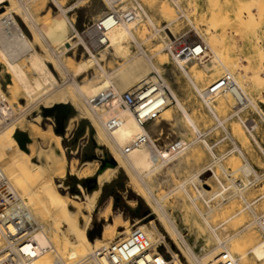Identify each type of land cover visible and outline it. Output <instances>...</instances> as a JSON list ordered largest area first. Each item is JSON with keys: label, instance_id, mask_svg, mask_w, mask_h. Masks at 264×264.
I'll list each match as a JSON object with an SVG mask.
<instances>
[{"label": "bare ground", "instance_id": "1", "mask_svg": "<svg viewBox=\"0 0 264 264\" xmlns=\"http://www.w3.org/2000/svg\"><path fill=\"white\" fill-rule=\"evenodd\" d=\"M84 1L79 0L74 7L80 6ZM104 1L109 5L110 10L119 14L124 13L131 6L135 7L137 9V20L126 23L121 22L112 27L109 26V21L104 18L97 19L94 25L96 30L95 36L99 35L98 26L100 22L105 20L107 29L103 33L108 46L99 50L96 54V51H98L96 48V37L86 42L82 39L81 36H84L88 29L83 33L77 30L74 22L68 16V13L74 7H65L64 0H0V79L5 78L6 75L9 77L7 84L8 92L3 89L0 81V168L6 173L21 195L27 201L36 204L35 216L44 226V231H38L35 234L40 247L47 249L52 243L60 245L66 253L65 261L70 263L85 253L93 252L97 247L102 245L108 246L119 234L123 238L129 234L131 231L129 220L127 219L126 221V218L124 219L120 211L117 214H112L113 204L112 200H109L99 210V215H101L99 217H104L107 221L101 237L95 236L94 246H91L87 242V230L92 221V213L101 194V187L108 184L114 179L119 170L123 169L131 179V183L135 185L136 188L134 185L133 187L137 189V195L146 199L153 207V214H158L161 220H163L169 236L182 240L183 250L189 264H214L218 257L225 252H230L232 256H235L238 264H253L254 262L264 264V237L261 236V233L259 234L258 227L255 225L256 219L260 218L264 211L259 212L257 201L249 199V188L244 184V181L234 177L238 171H242L246 177L250 173L257 175V171L254 170L251 165L252 163L250 164L248 161L242 148L239 145L235 146L236 142L234 146L238 153L236 152L237 155L234 159L240 157L244 159L245 163H242L243 165L239 167L237 164L236 167L238 168L235 167V170L232 168L233 171L229 172L225 167L226 165H223L225 159L223 162L221 158L222 154L217 156L212 146L207 142V139L201 136L203 133L199 128V123L196 122L197 119L191 115L192 113L185 107L179 95H177L166 79H164V84L154 76L155 72L163 74L160 64L164 59L162 58V62L158 63L160 61H155V57L158 55H162L161 57L167 56L162 53V44L158 46V49L151 52L141 48V45L147 39H142L143 34L140 33L139 23L147 18V23L150 26L156 27L157 25L153 19L154 17L147 12L142 2L139 0ZM262 1L252 0L251 6L260 8V4L264 6ZM48 2L57 7L59 12L56 14L50 13L51 8H48L49 14H51L48 22H40V16H36L34 7L38 5L44 7ZM152 2L155 4L156 0H152ZM8 3L10 5L6 6ZM160 4L158 12L162 14L163 18H168L169 24L172 25L178 18V16H175L177 10L174 11L167 1L162 0ZM138 5L141 6L143 12L139 10ZM186 7L181 12L182 17L190 20L189 8L188 6ZM14 13L28 27L29 31L33 33L34 40L30 39L21 28ZM143 13H145L146 18ZM192 24L195 29L194 31H196L195 36L192 35L193 38L203 39L210 51L209 60L202 64L204 73H212L218 66L223 65L220 59L223 39H220V36L213 33V29H216V25L218 24L217 20L215 18L212 19L211 25L206 26L205 29L194 25L193 22ZM142 32L144 33L143 29ZM81 41H83L84 47L88 51V56L81 60H75L74 57L78 48L83 46L79 45ZM132 42L137 44L139 50L137 53H134L132 50ZM37 46L45 50V54L40 53ZM69 53H73V56H70ZM174 61L180 73L187 79L197 95L202 98L211 115L218 122L222 123L223 121L218 116L215 101L221 97L227 100H230V97H232L234 107V96L229 93H223L207 98L205 91L208 86L199 84L203 75L201 76L200 72L198 74L195 71L196 66H191L192 63L186 64ZM49 64L53 65L55 71L63 77L64 83H60L49 67ZM107 66H109V69ZM81 77L84 78L82 82H79L78 79ZM237 82L238 86L244 90V85L238 80ZM147 83L151 85L141 94V99L143 100L137 107L136 112L126 108L121 101L122 94L133 90V88L134 90L136 88L139 89ZM110 93L115 94L116 101H110L108 97ZM19 98L26 100V104H22ZM41 102H44L43 106L45 108L67 104L78 112L76 118L70 121L64 135L65 137H69L74 132L75 126H77L75 124L77 118L89 119L96 128L98 141L111 150L113 158L116 161L115 166H108L101 170L91 194H86L83 202H80V196L77 194L72 196L62 193L56 185V180H50L51 182H49L47 174L55 168V165H57L63 176L61 178H65L67 153L63 146L65 137L55 133L54 125L48 124L51 121L50 119L44 120L41 113H38L33 119H26L27 112L32 111ZM254 102L249 99L248 104ZM175 103V107L181 111V117L185 124L192 130V133L189 135L195 134L196 137L194 136L195 139L189 142L186 138H181V140L166 144V146L161 148V146H158V139L154 134H157V136L163 134V129L160 126L161 120L173 121L174 117L170 115L169 107ZM219 105L221 106V104ZM262 113L264 114V111ZM234 116L235 112L232 114V117ZM229 117L226 119H229ZM178 118L174 119L177 122L175 129L181 134L183 125H181L182 123H180L181 121ZM146 123L151 124L147 127L144 125ZM248 128L251 135L256 139L252 127ZM18 129L25 131L30 136L31 142L27 148H24L16 137ZM184 132L186 136V131ZM229 135L232 140L231 134ZM199 142L211 153L213 157V159L211 157V164L207 165V163L209 164L208 161L206 163L207 166L204 164L205 167L198 168L199 170L196 172L194 171L196 168L192 169L194 173L191 171V176L189 174L186 180L184 178V181L182 180L183 183L177 184L180 186L171 190L170 193L176 194L179 191V193L182 192V195H186V200L190 199L196 213L202 217L204 224L206 223L205 226H208L209 230L214 233L212 234L214 235L213 241L216 245L215 251H210L203 256L194 253L190 246L182 239V235L179 233L177 225H175L176 222L173 220L172 213H168L167 202L165 203V200H168L167 197L170 193H164L166 195L158 197L156 195L158 193H155V191L157 192L160 186L151 184L153 183L151 182L153 178L160 174L168 178L165 182L166 184L174 173L175 175L176 172L180 173L179 171H183L182 168L184 166L194 162L197 155L195 156L194 152L191 153V149ZM256 142L262 149L259 142L257 140ZM39 143L42 145L47 144V147L37 148ZM132 144L133 147L126 152L125 149ZM56 149L59 150V153ZM233 150L231 149L230 152L224 154V158L228 154H234ZM35 157L38 158V161L41 163L40 165L32 162ZM193 158L194 161H192ZM92 164L91 162L84 163L80 171L71 165V174L74 173L73 175L76 176V174L82 173L86 176L87 173H92L89 171ZM215 165L221 168L226 179L215 169ZM163 182L161 185L164 184ZM190 183L195 188L194 193L189 190L190 186H187ZM167 191H170V189H167ZM182 195L178 194L180 198ZM260 197L264 199V193ZM237 198L240 199V202L242 200V208H238L237 212L234 211L236 214L233 213L228 216L225 221L221 222L222 224L219 223V225L217 223L218 226H214L216 223L214 224L213 221L215 222L216 217L220 216L223 212L230 211L234 207V203L238 202ZM199 200L202 201L203 207L199 206ZM70 205L75 210H70ZM192 206L189 205L191 208ZM61 209L66 211V218L71 226L76 227L80 219L84 221L83 229L76 231L77 241L72 244L67 242V239L62 237L60 232L57 213ZM244 213L252 215L244 230L233 236L225 232L226 235L223 231H227L226 229L229 228L227 224L232 223L235 225L236 220L239 223L242 218L240 216H244ZM111 214L114 215L112 221L108 220V216ZM238 217L239 219H237ZM51 221H53V224L50 226L49 223ZM138 227L146 231L152 243H157L158 238H164L158 224L154 220L148 225L139 224ZM220 229L222 230L220 231ZM254 231L258 232L260 238H258ZM167 249L173 255L174 264H185L182 256L177 255L171 245L168 244ZM63 263L62 259L57 258L52 252L48 251L43 254L40 253L37 258V264Z\"/></svg>", "mask_w": 264, "mask_h": 264}, {"label": "rangeland", "instance_id": "2", "mask_svg": "<svg viewBox=\"0 0 264 264\" xmlns=\"http://www.w3.org/2000/svg\"><path fill=\"white\" fill-rule=\"evenodd\" d=\"M139 1L142 2L147 12L150 13L152 17H154L153 19L155 20L157 25L164 26L169 24L170 22L169 19L168 18L166 19L165 17L163 18L162 14L158 12L162 0H158V1L156 0V3L158 4L156 3L153 4L152 0H146V1L139 0ZM164 1H167V3L171 5V8L173 7L174 11L176 10V8L171 4L169 0H164ZM251 1L252 0H186L184 3V5L188 6L189 8L188 11L190 12V20L194 23V25L196 26L198 25V27H200L201 29H205L206 26L211 25L212 19L215 18V20H217L218 24L216 25L217 26L216 29H213V33L214 35L217 34L218 36H220L219 37L220 39H223L222 53L220 55V59L223 65L226 66L228 65L232 68V70L236 74L237 80L242 85H244L243 87L246 93L250 95L252 98H254V100L257 102L258 105L255 109L252 107L246 109L244 113L240 116L241 119H238L237 117H232V114H234V110H233L234 100L232 99V97H230V100L221 97L215 101V105L217 106V110L219 114L218 116L220 120L223 121L222 123L218 122V120L214 116H212L211 113L208 111L207 106L203 102L202 98L199 95H197V93L193 90L187 79H185V77L180 73V71L176 66L175 61H173L172 58L166 54V52L162 51V53L166 54L167 57H161L162 55L160 56L158 55L155 57V61L157 60L160 61V62L157 61L158 63H161L163 61L160 64V66L162 68V73L165 79L171 85V87L177 93V95H179L185 107L188 109L190 113H192L191 115L197 119L195 120L197 123H199L200 125L199 128L202 130L201 132L202 133L207 132L205 138L207 139V142L212 146L213 151L217 154V156L222 154L221 158L222 161L225 159L224 160L225 162L223 161L224 162L223 165H226L225 166L226 169L229 172H232L233 169L235 170L236 168H238L239 166L245 163L244 159L240 157L234 159L238 153L237 150H235L236 149L235 146L239 145L242 148V150L245 152V155L248 161L250 162V164L252 163L251 165L253 166L254 170H256L258 173H263L264 158L262 155V149L264 148V114L262 113V111H264V6L260 4V8H254L251 6L252 4ZM64 2H65V7L70 8V7H74L79 2V0H64ZM262 2L264 3V0ZM249 4L251 7L248 6ZM9 5L10 3L6 4V6ZM38 6L34 7L35 10L34 12H36V16L38 17L40 16L41 19L40 22H44V23L48 22V18H50L51 16V14H49L48 8H51L50 13L56 14L57 12H59L57 7L52 5L50 2L45 4L44 7L43 6L38 7ZM77 7H74L68 13V16L70 20L74 22L77 30L80 33H83L88 29L86 34L84 36L83 35L81 36L82 39L85 40V42L87 40H92L95 37V33H96L94 27L95 21L101 18L102 14L110 11L111 8L104 0H85L82 4H80V6ZM176 13L177 11L175 12V16L182 17V13L181 15L179 14L176 15ZM14 16L18 21V23L21 25V28L26 32L28 37L34 40L33 33L29 31L28 27L21 21V19L15 13ZM190 20L182 17L180 21H178L176 24L171 26L172 31L174 30L173 32L177 33L182 29H185V31H187L189 35L195 36L196 31H194L195 30L194 26ZM148 25L149 23H145L141 27L140 33L143 34L142 39L144 40L147 39L143 44V49H145L148 52H151L155 49H158V46H160L162 43L159 41L158 37L153 36L154 32L148 27ZM142 29L144 33L142 32ZM79 45H83V46H80L78 48L77 53L74 57L75 60H81L82 58L88 56V51L84 47L83 41H81ZM37 48L40 53L45 54L46 51L43 50L40 46H37ZM132 50L134 53H137L139 51V50L136 51L135 48H132ZM98 52L99 50L96 51V54ZM69 55L73 56V53H69ZM162 58L164 59L161 61ZM223 65L218 66L214 71H212V73L211 72L204 73L203 67L199 63H192L191 66H196L195 71H197L198 74L200 72L201 76L203 75L201 77L200 80L201 82H199V84L200 85L205 84L207 87L221 75L223 71ZM49 67L54 72L60 83L61 84L64 83L63 77L55 71L53 65L49 64ZM107 67L109 69V66ZM83 78L84 77L79 78L78 81L82 82ZM0 81L3 89L6 92H8L7 84L9 81V77L6 75L5 78H1ZM19 101L22 104H26L27 102L26 100H22L21 98H19ZM218 103L221 104V106ZM43 105L44 102H41L39 103V105H36L32 109V111L30 110L29 112H27L26 119L28 120L33 119L38 115V113L39 114L41 113L42 115L44 108ZM175 105L176 103L171 105L172 107L171 106L169 107L170 115L171 116L173 115L174 117L173 121L161 120L160 126L163 129L162 132L163 134L161 136H157V134H154L155 137L158 139L157 144L159 147L161 146V148L166 146V144H171L173 142L181 140V138H186L189 142V141H193L192 139H195L194 136L196 137L195 134L189 135L192 133L191 132L192 130H190L189 127H187V125L185 124L184 120L181 117L182 116L181 111H179L178 108L175 107ZM70 108L72 109V113L69 117V120L66 123V129L70 124V121L76 118V116L78 115V112L72 106H70ZM228 117L230 120L226 119ZM176 118H178V120L181 121L180 123H182L181 125H183L181 130L182 135L175 129L177 126V122L176 120L174 121V119ZM250 118H254L258 123V129L255 131L252 130L253 133L255 134L256 139H254V137L251 135V132L249 131L248 128L250 126L247 124V119ZM223 119L225 120V123ZM44 120H42V122H44ZM48 124L50 125L53 124L55 131L56 121L54 117H51V121L50 123L48 122ZM75 124L77 126H75L74 132L68 137L70 138L72 137V135H74L73 138H71L70 142H68L67 138L64 136L65 138L63 141H65V143H67L68 145L71 144L75 146L83 143L84 150L80 160H78L77 157L73 158L69 153L66 152L67 166H66L65 178L67 179V183L72 189V194L80 195V202H83L85 195L91 194V190L88 189L90 186L88 180L97 179L98 174L101 172L102 164L106 161H109L110 159H113V154L111 153V150L107 146L103 145L101 142L98 141L96 128L93 126L92 122L89 119L77 118ZM149 124L151 123H147L146 126L147 127L150 126ZM215 126L217 127L215 128ZM18 131L21 130L18 129ZM184 131H186V136L184 134L185 133ZM228 133L231 134V137L233 138L232 140ZM256 140L262 146V149L258 145ZM200 144L201 142L197 143L191 149V153L194 152V155L195 156L197 155L196 156L197 158L194 157L195 161L193 158L192 161L194 162L191 161L192 163H188L186 165L187 167L184 166L182 168L183 171L180 170L179 171L180 173L176 172V175L174 173V175L171 176L174 177L169 178L170 182L168 181L165 184L168 178L163 177L164 175L162 174L153 178V180L151 181L153 183L151 184L160 186L158 188L159 192L155 191V193H158L156 194L158 197H162L170 193L171 190H174L177 187H179L180 185L177 184H180V182L182 184L183 183L182 180L184 178L186 180V178L189 177V174L191 176V174L194 173V171L196 172L199 169H201L200 167L202 168L205 167L204 164L206 165L208 161L209 164L207 163V165L211 164L210 163L212 162L211 153L208 150H206L202 144L201 145ZM63 146L65 148L64 142H63ZM40 147H47V144L42 145L41 143H39L37 145V148ZM231 149H234L232 152L235 153L232 155L228 154L230 156L227 155L228 158L227 156L224 158L223 155L230 152ZM56 151L59 153V150L56 149ZM202 155L205 156L203 157ZM32 162L39 165L41 164L38 161V158L36 157L32 160ZM87 162L93 163L90 166V170H89L92 173H87L86 176L82 173L76 174V176L73 175L74 173L71 174V168H70L71 165H73L74 168H77V170L80 171L83 168V164ZM237 164L238 167H236ZM192 169H194V171H192ZM215 169L219 171V174L221 173L224 179H226V177L223 175L221 168H219L218 165H215ZM59 173L60 171L57 165H55V168L53 170H50L47 174L49 182H51L50 180H56V178L63 177L61 173L60 174ZM250 174H251L250 176L251 179L256 178L255 174L253 173ZM235 175L234 177H237L238 179L245 178L242 171H238ZM154 181H156L158 184L156 182L154 183ZM162 182L164 183L163 185H161ZM78 184L83 187L84 194L80 192L79 188L77 187ZM255 184L256 185L254 187L248 190L249 191L248 197L251 200L257 201L258 211L261 212L264 211V199H261L260 197L264 193V180L256 181ZM133 185L134 184L131 183V179L129 178L127 173L123 169H120L119 172L114 177V179H112L108 184L104 185L103 197L98 201L96 208L92 213V221L88 229L90 231H97L96 236L101 237L104 230V226L107 221L105 220L104 217H99L101 216L99 215L100 213L99 210L100 208L105 206V204L109 200H112V204H113L112 214H117L120 211L124 216V219L126 218L125 219L126 221L127 219L129 220L128 221L129 226L134 223L148 225L152 220H154L158 224V227L165 238V243L161 247V252L166 253L168 257H170L169 253L167 252L168 250L167 245L169 244L179 256H182L183 262L187 264L188 259L183 250L184 246L183 243L181 242L182 240L176 237L169 236L163 220H161L158 214L156 215L153 214L154 213V210L152 209L153 207L149 204V202H147L146 199L137 195L138 193L137 189H135L136 187L134 185L135 187L134 188ZM187 186H190L189 190H191L192 193L195 192V188L191 183L190 185L188 184ZM167 189H170V191H167ZM170 194L167 197L168 200L167 201L165 200V203L167 202L166 205H167L168 213L169 214L172 213L173 220H175L174 222H176L175 225H177V229L179 230V233L182 235V239L190 246L191 250L199 256L201 255L203 256L209 253L210 251L214 252L215 251L214 248L216 247L215 242L213 241L214 233L209 230L210 228L208 226H205L206 223L204 224V220L202 219V217L199 216L198 213H196V210L193 208L190 199H188L189 201L186 200L187 199L185 197L186 195H182V192L179 193V191L176 193L177 195L174 193L173 194L170 193ZM178 194L182 195L181 197L182 199L178 196ZM111 197L112 199H109ZM258 197L259 199H257ZM237 199L238 202L237 201H235L237 203L233 202L234 207L230 211L223 212L220 216L216 217L215 222L213 221L214 224L216 223L215 225L213 224L214 226H218L217 223L222 224L221 222L225 221V219L228 216L237 212L238 208L239 209L242 208L241 206L242 200L240 202L239 201L240 199L239 198ZM201 202L202 201L200 200L198 201L199 206L203 207L204 205H202L203 203ZM189 205L192 206V208L189 207ZM235 205L237 206V208ZM69 209L75 210V208L72 205L69 206ZM112 214L108 216V220L110 221L113 220L112 218L114 215ZM57 216L59 219L60 232L61 235H63L62 237L66 238L67 239L66 241L69 242L70 244L76 242L77 241L76 231L83 229L84 221L80 219V222L76 227H74L73 225L71 226L68 219L66 218L67 217L66 211L64 209H61L57 213ZM240 217L242 218L240 219L239 223H237L238 220L235 219L237 221L236 222L237 224L236 223L235 225H233L232 223L227 224L229 225V228L227 226L228 228L226 229L227 231H223V232L224 233L228 232L230 236L231 235L233 236L236 235L238 232L244 230L247 222L251 220L252 215L250 213H246V214L244 213V216L242 215ZM237 219H239V217ZM235 220L233 221L235 222ZM49 224L51 226L53 224V221H51ZM63 226H67L69 230L65 232ZM221 230L222 229H220V231ZM254 232H256L255 234H257L258 238H260L258 232L257 231ZM94 239L95 237L93 239H90V237L87 235V242H89L91 246H94ZM253 264H260V263L254 262Z\"/></svg>", "mask_w": 264, "mask_h": 264}, {"label": "built area", "instance_id": "3", "mask_svg": "<svg viewBox=\"0 0 264 264\" xmlns=\"http://www.w3.org/2000/svg\"><path fill=\"white\" fill-rule=\"evenodd\" d=\"M169 1L176 8L177 13L181 15V12L184 11V3L186 0ZM138 6L139 10L143 12L141 6ZM136 10L137 9L132 6L121 14L110 10L105 12L101 18L109 21V26L113 27L121 22L126 23L137 20ZM143 14L146 18L145 13ZM105 20L100 22L98 26L99 35L97 37L95 36L97 41L96 48L98 50L108 46L103 33V31L107 29ZM180 20L181 17H178L172 25ZM145 23H147V18L139 23V28L141 29ZM172 25H156V27L148 25L154 32V36L158 37L159 41L162 43L163 51L166 52L173 61L176 60L186 64L194 62L201 65L207 62L210 58V51L204 40L193 38L185 29L174 33L171 29ZM132 48L138 50L135 42H132ZM141 48H143V45H141ZM154 76L165 84V77L163 74L155 72ZM150 85L151 84L147 83L139 89L127 91L122 94L121 101L123 105L136 112L137 107L143 100L141 99V94L146 88H149ZM167 90L170 93L168 88ZM223 93H229L234 96V117L238 119H241L240 116L249 107L255 109L258 106L254 98L238 86L236 74L230 66H223L221 75L214 80L205 91L207 98L215 94ZM108 97L110 101H116L115 94L110 93ZM249 99L255 102L248 104ZM245 101L248 102L245 103ZM44 119L51 120V117H44ZM247 124L252 127L253 131L258 129V123L254 118L247 119ZM206 134L207 132H204L201 136L206 137ZM73 136L74 135L70 138L66 137L68 142H70ZM63 142L66 152L73 158L77 157L78 160H80L84 150L83 143L75 146L71 144L68 145L65 141ZM132 147L133 144L128 146L125 149L126 152ZM262 155L264 158V148L262 149ZM250 176H245V178L242 179L249 189L256 185V181L264 180V172L255 175V179H251ZM56 181V185L62 193L72 196L75 195L72 194V189L67 183L66 178H56ZM77 187L80 192L84 194L83 187L79 184ZM36 209V204L27 201L12 184L6 173L0 168V264H37L39 254L46 253L47 251L52 252L57 258L62 259L64 261L63 264H174L173 255L168 250L167 252L170 257H168L166 253L161 252V247L165 243V238H158L157 243H152L146 231L138 227L139 223L131 224V231L124 238L119 234L108 246L102 245L97 247L93 252L85 253L80 258L67 263L65 261L66 253L60 245L52 243L47 249L40 247L35 234L38 231H44V226L35 216ZM255 225L258 227L259 234L261 233V236L264 237V213L261 214L260 218L256 219ZM63 229L67 232L68 227L63 226ZM91 232L92 231L89 229L87 230V235L89 237ZM214 264H238V261L230 252H225L218 257Z\"/></svg>", "mask_w": 264, "mask_h": 264}, {"label": "water", "instance_id": "4", "mask_svg": "<svg viewBox=\"0 0 264 264\" xmlns=\"http://www.w3.org/2000/svg\"><path fill=\"white\" fill-rule=\"evenodd\" d=\"M71 113H72V109L67 104L57 105L52 108H43V117L45 118L54 117L55 118V121H56L55 133L61 136L65 135L66 123L69 120ZM16 137L24 148H27L28 144L31 142L29 134L24 131H18L16 133ZM115 164H116L115 159L114 158L110 159L109 161H106L102 164L101 170H103L104 168L108 166H115ZM96 182H97V179L88 180V183L90 185L88 189L92 191L93 186L96 184ZM96 232L97 231H92L90 233V239H93L96 236Z\"/></svg>", "mask_w": 264, "mask_h": 264}, {"label": "crops", "instance_id": "5", "mask_svg": "<svg viewBox=\"0 0 264 264\" xmlns=\"http://www.w3.org/2000/svg\"><path fill=\"white\" fill-rule=\"evenodd\" d=\"M103 188H104V185L101 187V194H100V196H99V198H98V201L103 197ZM109 199H112V197L109 198ZM97 203H98V202H97Z\"/></svg>", "mask_w": 264, "mask_h": 264}, {"label": "trees", "instance_id": "6", "mask_svg": "<svg viewBox=\"0 0 264 264\" xmlns=\"http://www.w3.org/2000/svg\"><path fill=\"white\" fill-rule=\"evenodd\" d=\"M105 196V195H104Z\"/></svg>", "mask_w": 264, "mask_h": 264}]
</instances>
